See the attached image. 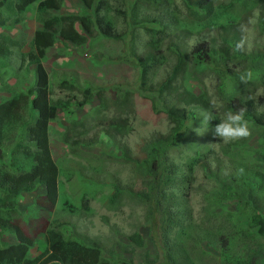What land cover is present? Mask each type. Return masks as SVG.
Listing matches in <instances>:
<instances>
[{
	"label": "rangeland",
	"instance_id": "1",
	"mask_svg": "<svg viewBox=\"0 0 264 264\" xmlns=\"http://www.w3.org/2000/svg\"><path fill=\"white\" fill-rule=\"evenodd\" d=\"M11 1L6 0V7L0 9V103L35 88L33 68L27 61L23 64L22 55L30 52L34 33L42 29L43 21L62 14L85 13L81 3L66 1L59 12L39 14L36 7H32L18 17L8 9ZM106 1L110 7L108 17L122 35V40H110L94 31L89 35L85 33L87 41L84 45L75 46L57 36L55 46L47 51L43 65L49 73L50 103L57 107V116L49 124V137L60 169L59 199L56 206H51L43 195V187L23 194L25 201L20 205L21 214L15 213L13 223L19 224L36 242L32 256L39 254V249L44 246L45 230L50 221L57 220L65 223V235H77L79 241L88 246L99 245L103 259L110 264L165 262L166 239H173L175 234L166 236L162 231L160 219L163 214L173 222L182 218L184 225L193 223L194 228L187 230H194L196 235L200 233L197 237L200 241L230 239L233 235L232 239L237 242L239 237L235 235L238 234L232 231L236 221L228 220L236 201L229 200L222 205L210 202L219 189L220 179L229 176L228 171L232 168L210 160L206 169L196 167L191 177L185 176L190 160L198 154H206L210 148L223 159L211 124L202 126L205 111L198 107L187 108V111H195L198 118L190 124L189 134L186 133L167 152L168 164H177L180 174L163 187L160 211L154 201H146L140 195L151 189V179L144 164L148 160L147 145L151 140L167 136L173 128L166 114L159 112L163 109L161 98L167 102L177 100V105L183 109L185 105L181 100L187 91H191L196 96L208 98L214 113L223 118L228 110L220 97L229 88H220L222 82L214 74V66L196 63L192 51L199 44H207L217 65H223L222 51L224 62H228L230 69L248 70L252 64L247 56L264 52V0H211L209 4L206 0L208 16L196 7L201 0ZM134 6L139 11L132 18L130 14L127 17L125 13H118ZM248 22V43L239 52L241 58L236 60L232 56L233 52L237 53L233 46L230 54L226 52V42L235 35L240 40L239 25ZM79 25L77 23L76 28L82 32ZM162 26H167L166 32L161 34L162 42L153 47L152 34L148 30H159ZM226 37L228 40L224 42ZM149 54L160 61L149 76L153 89L164 95L156 102L139 93L142 73L138 58ZM177 67L173 81L168 83ZM254 71L252 79L237 87V91L246 101L253 100L259 113H264V82L259 79L260 69ZM87 89L92 90L94 99L84 104ZM126 95L128 99L122 113L114 102H122ZM16 115L9 121L12 131ZM124 117L130 120L126 125L121 122ZM118 124L125 126L128 132L118 131ZM198 128L202 129V135L196 134ZM254 133L255 137L249 140ZM249 137L238 139L246 141L244 144L238 142L234 158L259 170L264 181V157L257 163L255 158L260 156L251 154L264 143V130L252 128ZM232 141L223 140V145ZM116 187L120 193L114 196V205L109 198L116 193ZM84 200L88 202L85 211L82 207L86 203ZM69 204L78 208L77 211H71ZM238 226L242 225L236 228ZM8 233H0V243L14 241ZM137 235L144 243L143 248L130 240ZM194 244L189 247L192 258L185 261L179 255V262H211L198 257L199 249L192 251ZM168 255L178 263L176 255Z\"/></svg>",
	"mask_w": 264,
	"mask_h": 264
},
{
	"label": "trees",
	"instance_id": "2",
	"mask_svg": "<svg viewBox=\"0 0 264 264\" xmlns=\"http://www.w3.org/2000/svg\"><path fill=\"white\" fill-rule=\"evenodd\" d=\"M66 1L81 3L85 13L82 15L62 14L43 21L42 29L34 33L30 52L22 55L23 64L27 61L28 65L33 68L35 88L17 94L11 99H5L0 103V233L2 231L9 232L10 234H8L14 238L13 242L0 243V264H110L108 260L103 259V252L99 245L94 243L92 246H88L81 240L79 241L80 237L77 235L70 237L65 235L63 232L65 223L57 222V220L50 221L45 230L44 246L39 249V254L32 256L36 242L25 234L19 224L13 223L15 213L21 214L19 200L25 198L23 194H30L43 187V195L51 206H56L59 199L60 169L54 159L49 137V124L57 116V107L50 103L49 73L43 65L47 51L55 46L57 36L75 46L84 45L87 41L85 33L89 35L94 31L110 40H122V35L115 29L114 22L108 17L110 7L106 0H13L8 2V9L17 14L18 17L30 11L32 7H36L39 14L49 11L59 12ZM210 2L211 0L208 1V4ZM208 4L205 8L206 0H201L199 6L196 7L208 16ZM6 5V0L0 1V9L5 8ZM127 11L119 10L118 13H125L124 15L127 17L130 14L132 18L138 14L139 8L134 6ZM77 23L80 24L79 27L82 32L77 30ZM166 29L167 26H162L159 30L149 28L148 32L152 34L151 45L153 47L162 42L161 34L165 33ZM227 40L226 37L224 42ZM237 41L239 39L235 35L226 42L227 53L230 54V47H234ZM210 53L213 52L207 44H199L193 49L192 58L196 63H201L207 67L209 65L214 66L212 70L222 82L220 88H229L220 97V100L224 102L223 105L226 104L227 110L233 112L238 108H245V118L250 129L261 127L264 130V113H259L255 102L250 99L246 101L242 96L243 94L237 91V87H241L245 83L240 80V76L246 70L230 69L228 62H224L222 51H220V57L224 66L217 65ZM232 56L236 60L241 58L239 52H233ZM246 59L252 64L247 68L252 73L255 72V69H260L258 72L260 74L259 79L263 83L264 52L250 54ZM138 62L142 73L139 93L156 102L164 95H162L163 92L159 93L155 88L153 89L149 82V76L160 61L153 54H149L146 57L138 58ZM239 63L241 64L240 61ZM178 68H176L173 76H170L168 83L173 81ZM93 99L92 90H85L84 104L90 103ZM127 99L128 95L124 97L122 102H114L119 111L124 110ZM161 101L163 109L159 112L166 114L173 128L167 136L151 140V143L147 145L148 160H145L144 164H146L145 171L151 179V189L149 192L140 195L146 201H154L158 207V212L160 211L159 201L163 187H167L179 171L177 164H168L167 152L181 138H184L186 133L189 134L190 124L192 125V122L198 118L195 111H187V108L198 107L202 111L210 112L213 117V120L210 121L212 128L222 119L220 115L214 113L208 98L196 96L191 91H187L186 97L183 96V100H181V103L185 105L183 109L177 105V100L173 99V101L167 102L161 98ZM15 113L17 115L12 131L9 121H12ZM129 121V117L121 118L124 125ZM122 129L123 132H128L125 126L118 124L117 130L121 131ZM258 136L261 137V134ZM254 137L255 133L249 137V140ZM216 140L220 152H223V159L219 158L217 151L210 148L206 154H198L197 157L190 160L185 176L191 177L196 167L202 166L203 169H206L207 162L210 160H216L218 164L225 163L226 168H232L228 171L229 176L220 179L221 183L218 177H214L219 182V189L215 192L213 201L210 202L215 205H222L229 200L236 201L234 203L235 210L230 213L228 220L234 219L236 221L235 229L232 231L238 234L235 236L239 239L235 242L232 239L233 235L230 236V239H210L209 235H206L209 242L207 240L200 241V238H197L200 233L196 235L194 230H187L194 228L193 223L184 225L182 218L173 222L163 214L164 216L160 219L162 231L166 236L175 234L173 239L170 237L166 239L164 246L165 262H142V264H184V261L179 262L177 256L181 255L185 261L191 259L189 247L194 244L195 239L197 241L192 251L199 249L198 257L211 261L202 262V264H259L264 262V181L260 177L259 170L256 171L251 165L242 162L239 158H234L237 156L236 151L240 144L238 142L244 144L246 140H235L228 145H223L222 139L217 138ZM251 154L253 156L259 155L260 158H255V160L257 163L261 162L264 157V143L258 149L251 151ZM118 191L120 189L116 187V193L109 198L111 204L116 205V197L114 196ZM112 197L114 198L111 201ZM84 202L86 203L82 207L85 211L88 202L86 200ZM69 207L73 212L78 209L75 206H70V204ZM237 225L242 226L236 228ZM130 240L136 246L143 248L144 243L140 240L139 235L132 236ZM152 240L153 242L156 240L155 236L152 237ZM168 254L176 255L178 263L174 262Z\"/></svg>",
	"mask_w": 264,
	"mask_h": 264
},
{
	"label": "clouds",
	"instance_id": "3",
	"mask_svg": "<svg viewBox=\"0 0 264 264\" xmlns=\"http://www.w3.org/2000/svg\"><path fill=\"white\" fill-rule=\"evenodd\" d=\"M238 31L241 33V38L235 43L234 51L242 52L248 43L250 33V22L241 23ZM253 73L251 70H246L241 74L240 80L247 82L252 79ZM214 106V105H213ZM246 109L238 108L236 111H228L224 117L212 128L214 137L222 139L226 142L238 139H245L251 135V129L248 121L245 118ZM202 126H206L213 120L210 112L202 113ZM197 135H202V129L196 130ZM242 171V169H241Z\"/></svg>",
	"mask_w": 264,
	"mask_h": 264
},
{
	"label": "crops",
	"instance_id": "4",
	"mask_svg": "<svg viewBox=\"0 0 264 264\" xmlns=\"http://www.w3.org/2000/svg\"><path fill=\"white\" fill-rule=\"evenodd\" d=\"M24 201H25L24 198L20 199V200H19V205L23 204Z\"/></svg>",
	"mask_w": 264,
	"mask_h": 264
}]
</instances>
